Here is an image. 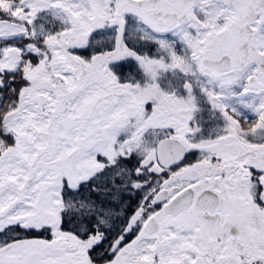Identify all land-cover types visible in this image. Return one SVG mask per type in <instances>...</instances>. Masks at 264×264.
I'll use <instances>...</instances> for the list:
<instances>
[{
	"label": "snow or ice",
	"instance_id": "1",
	"mask_svg": "<svg viewBox=\"0 0 264 264\" xmlns=\"http://www.w3.org/2000/svg\"><path fill=\"white\" fill-rule=\"evenodd\" d=\"M0 264H264V0H0Z\"/></svg>",
	"mask_w": 264,
	"mask_h": 264
}]
</instances>
